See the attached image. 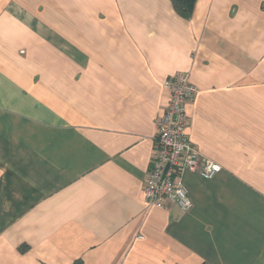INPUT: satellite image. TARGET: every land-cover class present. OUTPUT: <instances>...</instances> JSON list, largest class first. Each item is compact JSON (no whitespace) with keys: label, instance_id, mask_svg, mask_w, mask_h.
<instances>
[{"label":"crops","instance_id":"obj_1","mask_svg":"<svg viewBox=\"0 0 264 264\" xmlns=\"http://www.w3.org/2000/svg\"><path fill=\"white\" fill-rule=\"evenodd\" d=\"M179 73L187 210L143 196ZM75 260L264 264V0H0V264Z\"/></svg>","mask_w":264,"mask_h":264},{"label":"built area","instance_id":"obj_2","mask_svg":"<svg viewBox=\"0 0 264 264\" xmlns=\"http://www.w3.org/2000/svg\"><path fill=\"white\" fill-rule=\"evenodd\" d=\"M169 90V104L156 120L153 157L143 186V196L148 206H178L181 210L190 207L180 176L185 171L198 172L210 179L219 172V167L208 160H200L186 134L188 117L185 106L197 94L196 87L189 83L186 73H179L165 82Z\"/></svg>","mask_w":264,"mask_h":264},{"label":"trees","instance_id":"obj_3","mask_svg":"<svg viewBox=\"0 0 264 264\" xmlns=\"http://www.w3.org/2000/svg\"><path fill=\"white\" fill-rule=\"evenodd\" d=\"M196 1L197 0H170L175 13L183 19H189L191 17ZM71 264H82V261L75 260Z\"/></svg>","mask_w":264,"mask_h":264}]
</instances>
